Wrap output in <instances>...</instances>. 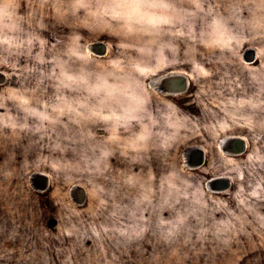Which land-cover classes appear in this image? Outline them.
<instances>
[{"label": "rangeland", "instance_id": "374dc122", "mask_svg": "<svg viewBox=\"0 0 264 264\" xmlns=\"http://www.w3.org/2000/svg\"><path fill=\"white\" fill-rule=\"evenodd\" d=\"M174 2L197 39L160 59L76 0H0V264H264V30L236 23L261 0ZM118 62L147 97L140 123L113 135L54 111L86 95L66 75Z\"/></svg>", "mask_w": 264, "mask_h": 264}, {"label": "clouds", "instance_id": "9594fccd", "mask_svg": "<svg viewBox=\"0 0 264 264\" xmlns=\"http://www.w3.org/2000/svg\"><path fill=\"white\" fill-rule=\"evenodd\" d=\"M76 12L84 10L86 16L103 26L114 29L125 39L143 43L137 50L150 57L163 59L165 52H174L176 37L186 36L197 39L190 22L191 13L184 12L176 6L174 0H99L93 5L89 0H76L73 5ZM250 9L248 19L237 18L240 26H248L253 31L264 30V0ZM5 26L12 24L15 17L13 4L3 5ZM113 22L118 27H113ZM220 27L218 20H213L208 29ZM202 31L199 42L206 40ZM168 39H165V38ZM240 38L230 29L224 28L221 40L227 42ZM130 47L131 45H126ZM135 62L130 65L134 67ZM125 73V68L118 62L111 71L89 72L81 70L78 75H66L60 82L63 88L82 90L86 95L82 99L66 100L61 97V103L54 109L57 113L65 111L77 112L83 109L87 119H101L111 123L113 135L120 128H127L132 122L140 123L146 115L148 103L134 76ZM150 118V117H149ZM149 138V129L143 127L134 139L129 140L130 146H135Z\"/></svg>", "mask_w": 264, "mask_h": 264}, {"label": "bare ground", "instance_id": "6f19581e", "mask_svg": "<svg viewBox=\"0 0 264 264\" xmlns=\"http://www.w3.org/2000/svg\"><path fill=\"white\" fill-rule=\"evenodd\" d=\"M92 45V44H91ZM247 55L248 56H250V55H253V49H251V48H247ZM92 52V51H91ZM101 53V52H100ZM252 63H254V62H252ZM173 74L172 72H169V74ZM180 75V74H179ZM158 78H161V76H159ZM177 94H176V91H175V93L173 92V91H170L169 93H165V96H176ZM225 138H234V137H225ZM224 138V139H225ZM236 138V137H235ZM234 138V139H235ZM235 145V144H234ZM241 146H242V148H243V150H245L246 148H247V145H246V143L245 144H243V143H240V142H237L236 143V145L234 146V149H233V151H229V149H227V147H222V150L223 151H228V152H234L235 153V148H241ZM235 155V154H234ZM184 165H185V163H184ZM186 167H190V166H186ZM37 187V186H36ZM72 195V194H71ZM78 201V200H77ZM76 203V202H75Z\"/></svg>", "mask_w": 264, "mask_h": 264}, {"label": "water", "instance_id": "95a60500", "mask_svg": "<svg viewBox=\"0 0 264 264\" xmlns=\"http://www.w3.org/2000/svg\"><path fill=\"white\" fill-rule=\"evenodd\" d=\"M233 138L229 139V138H226L225 141L228 142L229 140H232ZM243 151V148L241 146V148H235V153H239V152H242Z\"/></svg>", "mask_w": 264, "mask_h": 264}, {"label": "trees", "instance_id": "16d2710c", "mask_svg": "<svg viewBox=\"0 0 264 264\" xmlns=\"http://www.w3.org/2000/svg\"><path fill=\"white\" fill-rule=\"evenodd\" d=\"M235 26H238V25L235 24ZM254 63H255V62H254ZM151 160H155V159H154V158H151Z\"/></svg>", "mask_w": 264, "mask_h": 264}]
</instances>
